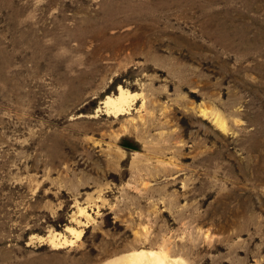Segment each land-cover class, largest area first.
<instances>
[{"label": "rangeland", "instance_id": "obj_1", "mask_svg": "<svg viewBox=\"0 0 264 264\" xmlns=\"http://www.w3.org/2000/svg\"><path fill=\"white\" fill-rule=\"evenodd\" d=\"M159 246L264 264V0H0V264Z\"/></svg>", "mask_w": 264, "mask_h": 264}, {"label": "bare ground", "instance_id": "obj_2", "mask_svg": "<svg viewBox=\"0 0 264 264\" xmlns=\"http://www.w3.org/2000/svg\"><path fill=\"white\" fill-rule=\"evenodd\" d=\"M130 98H131V94H129L126 90L119 87L118 94L116 96L106 97L104 101V105L106 106L105 108H107L108 111L114 113L115 115L122 114L127 110L129 106L128 103ZM216 123L218 126L225 128L224 120L219 115H216ZM81 212L84 213V211ZM66 229L76 234L75 235L76 237L82 234V231H76L73 228L67 227ZM61 236L64 239L63 242H60V239L57 238ZM49 239L54 245L61 244L60 246H63L62 244L64 243L70 242L61 233H54V235L51 234L49 235ZM78 239H80V237ZM105 264H188V263L180 257L171 256V251L169 250V248H166L164 246L161 247L159 246L157 250H148V249L138 250V251L134 250L128 254L126 253V255L110 260Z\"/></svg>", "mask_w": 264, "mask_h": 264}]
</instances>
